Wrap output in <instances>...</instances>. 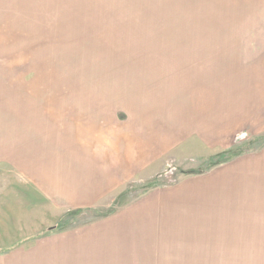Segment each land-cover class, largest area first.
I'll return each instance as SVG.
<instances>
[{"label": "rangeland", "instance_id": "obj_1", "mask_svg": "<svg viewBox=\"0 0 264 264\" xmlns=\"http://www.w3.org/2000/svg\"><path fill=\"white\" fill-rule=\"evenodd\" d=\"M181 80L203 84L207 95L167 100ZM161 103L188 117L202 107L208 120L222 119L217 143L188 134L93 205L58 196L61 172L73 168L68 160L90 168L106 141L113 157L136 156L149 135H138L137 121L151 122ZM263 152L264 0H0V211L12 210L0 215L7 220L1 248L264 264L260 174L225 185L228 201L211 210H162L170 212L161 223L134 230L107 224L155 189Z\"/></svg>", "mask_w": 264, "mask_h": 264}, {"label": "crops", "instance_id": "obj_2", "mask_svg": "<svg viewBox=\"0 0 264 264\" xmlns=\"http://www.w3.org/2000/svg\"><path fill=\"white\" fill-rule=\"evenodd\" d=\"M182 81L183 80L174 82V85L168 89L165 94L167 100L175 98L176 95L184 96L181 99L183 101H186L188 96L203 98L205 94L207 95L203 89V84L195 83V80L194 82L191 81V84H187L186 82V84H182ZM176 98L179 99V97ZM158 109L164 113L158 112ZM192 109L193 108H191V110ZM169 110L170 108L164 103H161L159 106L155 105L151 122L149 120L148 124H145L140 123V120L137 121L138 135L140 136L145 133L149 135L148 137L145 136V140L138 141L139 145L136 156L131 153L127 155L126 152L122 151L119 155L115 154L119 157L122 156L121 158L115 155L113 157V151H110L112 146L106 141L104 152L100 149H96V151L93 152L94 154H91V157H93L91 160L99 158L100 154L103 159L100 161H90V168H82V165L86 163L84 159L83 164V160H80V162L78 158H73V161L68 160V163L72 162L73 168L69 166L68 169L65 168L61 174L59 171L62 179L60 177L58 183L60 192L58 196L63 198L70 205H87L89 203L93 205L103 195L106 196L112 191L124 187L136 175L153 164L152 162L162 158L167 152L166 150L172 147L171 144L175 141V143H180V141L188 137V134L195 132L201 141L212 144L217 143L216 141L218 140L219 134H217L216 131L223 129L224 121H220L222 119L213 116L211 120H208V111L203 110L202 107L195 112L192 110L191 113L194 114L191 117H188L187 114H178L177 109H175L176 112L174 110L173 112ZM169 112L172 114H169ZM149 117L150 116H148V119ZM183 117L186 118V121L181 122L180 120L183 119ZM142 128H144V131L141 130ZM148 131L151 133H147ZM167 134L171 135L168 140L167 138L164 139L162 136ZM221 139L223 140V137ZM101 146H103V144L100 145V148ZM73 155L77 157L76 148ZM73 155L72 157H74ZM64 163L67 164L66 161ZM258 174L264 176V152L260 157L253 158L250 161L247 160V162L243 163L239 162V164L234 163L230 168L225 166L215 172L185 177V179L175 187L155 189L148 195L142 197L135 204L124 207L119 214L112 218L113 221L110 220L107 224L108 226L110 224L114 225L113 230L117 229L116 231H120L119 228L134 230L140 228L141 224H150L155 218L158 220V223H161V217L163 215H168L170 212L162 210H211V207H219L220 204L224 205L225 202L228 201L225 197V185L238 184L242 186L244 182H256ZM83 178H86L84 182H82ZM79 182L80 184L76 186ZM215 182L217 185L213 187L212 185H214ZM227 189L231 191L230 188ZM216 190H221V195L214 194ZM96 198H98V200H94ZM245 198L248 199V196H244L243 199ZM2 214L6 216L8 214L12 215V210H6L4 213L0 211V215ZM15 219L16 217L14 221ZM2 221L7 222V220H3L0 217V222ZM11 247L12 245L9 246V249L7 247V249L0 247V264H175L178 261H175L171 256H167V258L156 256V259L155 256L146 255H21L11 253Z\"/></svg>", "mask_w": 264, "mask_h": 264}]
</instances>
